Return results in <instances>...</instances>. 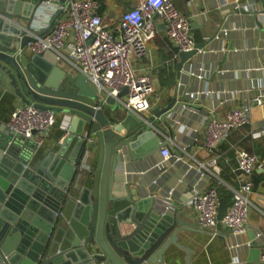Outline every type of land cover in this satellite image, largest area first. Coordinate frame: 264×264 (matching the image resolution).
Segmentation results:
<instances>
[{"label": "water", "instance_id": "1", "mask_svg": "<svg viewBox=\"0 0 264 264\" xmlns=\"http://www.w3.org/2000/svg\"><path fill=\"white\" fill-rule=\"evenodd\" d=\"M0 2L7 9L0 10V88L22 106L51 110L64 126L59 145L45 151L0 127V264H161L170 245L184 250L189 264L190 251L178 243V234L190 226L157 199L133 196L128 185L117 187L115 179L121 152L136 162L170 147L154 138L149 126H162L175 100L153 110L148 120L117 104L126 88L116 98L97 100L94 88L82 76L60 68L53 53L26 52L32 39L19 22L29 28L42 0ZM59 14H52L41 36ZM204 45L180 53L176 70ZM91 150V172L76 179ZM259 255L247 264H264Z\"/></svg>", "mask_w": 264, "mask_h": 264}, {"label": "crops", "instance_id": "2", "mask_svg": "<svg viewBox=\"0 0 264 264\" xmlns=\"http://www.w3.org/2000/svg\"><path fill=\"white\" fill-rule=\"evenodd\" d=\"M14 1L22 4L32 0ZM95 1L104 26L116 34L122 12L137 6L140 0ZM173 3L190 18L193 40L196 44L204 43V47L178 72L179 54L168 41L164 26L156 22L154 40L147 45L146 53L133 58L131 64L136 72L149 74L154 88L150 109L139 118L148 120L154 117L153 110L163 109L175 100L164 115L162 126L149 127L154 138L169 143V152L180 161L163 164L158 150L145 161L131 162L123 151L118 155L116 186L128 185L133 196L157 199L163 208L177 212L179 220L190 226L188 231L178 234V243L190 251L189 264H247L250 257L264 250V100L256 101L264 94V4L260 0ZM5 7L0 2V10L6 12ZM19 24L25 27V22ZM20 106L0 88V127H7L11 112ZM244 106L249 108V123L231 131L211 152L206 150V124L211 119L222 120L229 110ZM55 118L39 151L57 147L64 137L60 116ZM240 150L256 156L260 167L251 178L246 232L234 236L221 220L239 186L241 172L235 156ZM212 158L217 159V165L200 178L196 172L198 165ZM94 162L95 150L83 157L79 179L88 177ZM192 188L201 192L214 188L220 198L217 221L211 230L198 228L196 213L188 203ZM182 198L186 200L182 202ZM161 264H187L186 252L170 245Z\"/></svg>", "mask_w": 264, "mask_h": 264}, {"label": "built area", "instance_id": "3", "mask_svg": "<svg viewBox=\"0 0 264 264\" xmlns=\"http://www.w3.org/2000/svg\"><path fill=\"white\" fill-rule=\"evenodd\" d=\"M97 8L95 0H64L63 3L42 0L29 28L21 27L23 34L32 39L26 43L25 50L30 55L53 53L60 68L69 74L82 76L94 88L99 101L107 97L116 98L121 89L126 88V95L116 102L126 113L139 117L150 109L154 88L149 74L136 72L131 60L146 53L147 45L156 35V22L164 26L177 55L193 50L196 43L191 34L190 18L175 8L173 0H140L137 6L122 12L114 34L104 26ZM58 10L60 14L53 27L41 36L40 32ZM263 100L264 94L256 98L258 103ZM55 117L51 110L33 105L20 106L11 112L7 127L13 136L31 139L40 147L54 126ZM248 123L249 108L246 106L229 110L222 120L211 119L204 130V148L211 152L231 131ZM89 142L92 143V139ZM159 154L163 164L174 165L180 161L167 147L160 148ZM235 161L241 172L239 186L234 190L232 205L221 221L232 235L240 236L247 229L251 178L260 165L256 156L244 150L237 152ZM216 165L217 159L212 158L207 163H200L196 172L200 178L204 177V172H210ZM81 170L80 166L76 179L80 177ZM188 203L196 213L198 228L213 229L220 206L216 190L211 188L201 192L192 188ZM259 259L264 261V250L260 252Z\"/></svg>", "mask_w": 264, "mask_h": 264}]
</instances>
